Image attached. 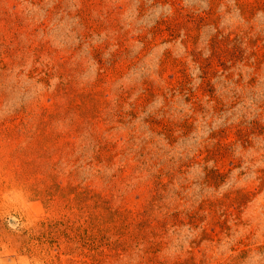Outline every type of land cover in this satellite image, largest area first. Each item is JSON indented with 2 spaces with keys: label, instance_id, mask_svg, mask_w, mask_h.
Returning <instances> with one entry per match:
<instances>
[{
  "label": "rangeland",
  "instance_id": "374dc122",
  "mask_svg": "<svg viewBox=\"0 0 264 264\" xmlns=\"http://www.w3.org/2000/svg\"><path fill=\"white\" fill-rule=\"evenodd\" d=\"M0 264H264V0H0Z\"/></svg>",
  "mask_w": 264,
  "mask_h": 264
}]
</instances>
